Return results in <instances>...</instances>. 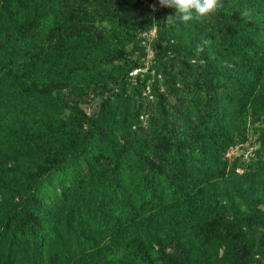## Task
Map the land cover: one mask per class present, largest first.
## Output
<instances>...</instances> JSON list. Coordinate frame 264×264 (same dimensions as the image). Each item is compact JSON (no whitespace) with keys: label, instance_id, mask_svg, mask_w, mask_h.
Here are the masks:
<instances>
[{"label":"trees","instance_id":"trees-1","mask_svg":"<svg viewBox=\"0 0 264 264\" xmlns=\"http://www.w3.org/2000/svg\"><path fill=\"white\" fill-rule=\"evenodd\" d=\"M220 2L0 0V264H264V0Z\"/></svg>","mask_w":264,"mask_h":264},{"label":"clouds","instance_id":"clouds-1","mask_svg":"<svg viewBox=\"0 0 264 264\" xmlns=\"http://www.w3.org/2000/svg\"><path fill=\"white\" fill-rule=\"evenodd\" d=\"M160 7L174 8L176 10L175 15L182 22H189L193 20H201L217 11L219 7H222L220 0H158ZM208 41H203L197 45L198 51L203 50V45L208 44Z\"/></svg>","mask_w":264,"mask_h":264},{"label":"rangeland","instance_id":"rangeland-1","mask_svg":"<svg viewBox=\"0 0 264 264\" xmlns=\"http://www.w3.org/2000/svg\"><path fill=\"white\" fill-rule=\"evenodd\" d=\"M153 7L156 8V4H154ZM142 36H143L142 44H144V45L147 46V53L145 54V56H143V58H144L146 61H149V59L152 57V56L150 55L149 47L152 48L151 43H152V41H153V37H152V39L149 40V39L147 38L148 36H147L144 32H143ZM152 49H153V48H152ZM137 71H138V69L135 70V72H137ZM241 150H242V147H239V148H236V149H235V152H236V153H239Z\"/></svg>","mask_w":264,"mask_h":264},{"label":"built area","instance_id":"built-area-1","mask_svg":"<svg viewBox=\"0 0 264 264\" xmlns=\"http://www.w3.org/2000/svg\"><path fill=\"white\" fill-rule=\"evenodd\" d=\"M148 37V39H152V37L155 36L156 34V28H152L151 30H148V31H145L144 32ZM149 50H150V55L153 56L154 52H153V49L149 47Z\"/></svg>","mask_w":264,"mask_h":264}]
</instances>
